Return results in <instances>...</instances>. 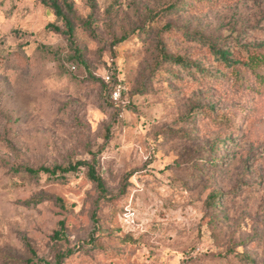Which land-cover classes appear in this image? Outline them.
I'll return each mask as SVG.
<instances>
[{"label": "rangeland", "instance_id": "obj_1", "mask_svg": "<svg viewBox=\"0 0 264 264\" xmlns=\"http://www.w3.org/2000/svg\"><path fill=\"white\" fill-rule=\"evenodd\" d=\"M48 1L0 0V264H264V0Z\"/></svg>", "mask_w": 264, "mask_h": 264}, {"label": "trees", "instance_id": "obj_2", "mask_svg": "<svg viewBox=\"0 0 264 264\" xmlns=\"http://www.w3.org/2000/svg\"><path fill=\"white\" fill-rule=\"evenodd\" d=\"M48 2L50 3L49 4L50 7L55 11L56 16L65 22L66 27H67L66 34L68 35L70 40H73L74 28H73L71 21L69 20V17H68L69 14L73 13V8H72L71 4H67V3L64 4V7L68 11V16H67L63 11V7H61L59 5L57 0H49ZM177 9H178V5L172 4L166 9V12H173V11H176ZM47 27L55 30L56 32L60 31V29L57 26L49 25ZM126 39L127 38H125V39L123 38L121 41H124ZM254 48L255 47L248 48V51L251 52V49H254ZM212 52L220 60L221 63H223L227 66H230V67L233 66L235 68V66L243 64V62L241 63L239 61L234 60L229 51H223V50H218L216 48H213ZM75 54L77 56H80L81 52L78 48H75ZM162 59H163V61L171 62L175 65L187 66V62L185 59H183L182 57L170 56L167 53V51L165 50V48H162ZM245 66H247L249 69H251L255 72L257 81H259L261 85L264 84V56L255 55L252 58L249 56L248 61L245 63ZM109 71L111 72L110 73L111 74V77H110L111 82L109 83L108 88H109L110 95H112L119 84H118L116 76H115L116 70L114 68H112V70H109ZM236 74H239V72L237 71ZM81 167H84L87 169V177L91 182H93L96 185V187L99 191L100 199L107 201V202L111 201L112 197H110V195H109V192L107 190L105 182L97 172L96 160L93 163L78 162L76 165L69 166V167L55 166L53 168L41 167L39 169L25 168V172L31 176H39L40 174L44 173V174H48L53 179L59 180V179L65 178L66 174H69L72 172H77L79 170V168H81ZM15 171H17V170H15ZM216 198L217 197H215V199ZM96 215H97V212L94 213V220L97 223V216ZM56 237L61 238V235L56 233ZM89 243H91L90 245H93V246L96 245V239L91 238ZM32 253L34 256H36L35 252H32ZM73 253H74L73 250H70L64 254L58 255L56 264H63V261L65 259L69 258L71 255H73Z\"/></svg>", "mask_w": 264, "mask_h": 264}, {"label": "built area", "instance_id": "obj_3", "mask_svg": "<svg viewBox=\"0 0 264 264\" xmlns=\"http://www.w3.org/2000/svg\"><path fill=\"white\" fill-rule=\"evenodd\" d=\"M106 79L110 80V76H108ZM120 96H121V86H118V88L113 92V99L117 101L119 100Z\"/></svg>", "mask_w": 264, "mask_h": 264}]
</instances>
